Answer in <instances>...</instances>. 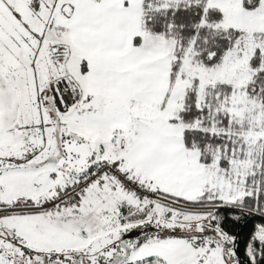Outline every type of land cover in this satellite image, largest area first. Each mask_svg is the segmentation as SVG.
Wrapping results in <instances>:
<instances>
[{"label":"snow or ice","instance_id":"snow-or-ice-1","mask_svg":"<svg viewBox=\"0 0 264 264\" xmlns=\"http://www.w3.org/2000/svg\"><path fill=\"white\" fill-rule=\"evenodd\" d=\"M0 264H264V0H0Z\"/></svg>","mask_w":264,"mask_h":264}]
</instances>
